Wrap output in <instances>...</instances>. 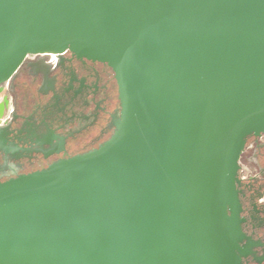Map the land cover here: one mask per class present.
<instances>
[{
    "label": "water",
    "instance_id": "water-1",
    "mask_svg": "<svg viewBox=\"0 0 264 264\" xmlns=\"http://www.w3.org/2000/svg\"><path fill=\"white\" fill-rule=\"evenodd\" d=\"M106 64L113 133L0 183V264H243L239 158L264 133V0H0V85Z\"/></svg>",
    "mask_w": 264,
    "mask_h": 264
},
{
    "label": "flooded vegetation",
    "instance_id": "flooded-vegetation-1",
    "mask_svg": "<svg viewBox=\"0 0 264 264\" xmlns=\"http://www.w3.org/2000/svg\"><path fill=\"white\" fill-rule=\"evenodd\" d=\"M118 107L106 64L69 51L27 57L0 85V183L99 148ZM238 165L242 230L252 243L243 264H264V133L247 138Z\"/></svg>",
    "mask_w": 264,
    "mask_h": 264
}]
</instances>
